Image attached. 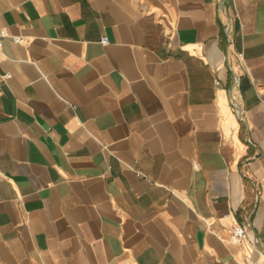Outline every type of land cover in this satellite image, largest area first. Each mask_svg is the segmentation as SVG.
<instances>
[{"label":"crops","instance_id":"crops-1","mask_svg":"<svg viewBox=\"0 0 264 264\" xmlns=\"http://www.w3.org/2000/svg\"><path fill=\"white\" fill-rule=\"evenodd\" d=\"M0 28V264H264V0H0Z\"/></svg>","mask_w":264,"mask_h":264},{"label":"built area","instance_id":"built-area-1","mask_svg":"<svg viewBox=\"0 0 264 264\" xmlns=\"http://www.w3.org/2000/svg\"><path fill=\"white\" fill-rule=\"evenodd\" d=\"M7 32L4 28H0V38L7 36ZM12 40L14 42H20L22 40V37L19 35H13L11 36ZM100 41L102 43H106L108 41L107 36H101ZM4 77H9L10 76V72H5L3 74ZM216 83H218V79L215 80ZM234 82H236V79L234 80ZM230 240L233 242H237L240 240H246L249 244H253L254 243V238L252 237V235L249 233V230L247 228V226L245 224H241V223H234L231 228H230V234H229Z\"/></svg>","mask_w":264,"mask_h":264},{"label":"water","instance_id":"water-1","mask_svg":"<svg viewBox=\"0 0 264 264\" xmlns=\"http://www.w3.org/2000/svg\"><path fill=\"white\" fill-rule=\"evenodd\" d=\"M254 239H255V242H257V240H256V236L254 237Z\"/></svg>","mask_w":264,"mask_h":264}]
</instances>
